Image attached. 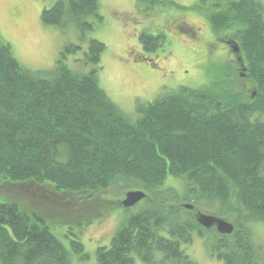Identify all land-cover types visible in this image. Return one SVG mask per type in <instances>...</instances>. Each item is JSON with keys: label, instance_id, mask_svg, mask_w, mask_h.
<instances>
[{"label": "trees", "instance_id": "obj_1", "mask_svg": "<svg viewBox=\"0 0 264 264\" xmlns=\"http://www.w3.org/2000/svg\"><path fill=\"white\" fill-rule=\"evenodd\" d=\"M40 21L62 31L73 26L79 44L65 43L49 71L29 72L0 37V185H47L54 195L74 194L80 202L115 183L144 192L145 206L108 247L96 249L98 264H134V255L142 264H196L180 248L197 233L193 216L171 207L180 202L235 223L231 235L206 246L223 264H264L247 233L249 224H264L262 3L231 0L214 11L212 33L237 38L239 53L217 66L204 86L179 87L138 104L134 121L99 86L106 48L86 41L94 22L102 21L98 0H57L41 11ZM158 38L141 34L139 43L154 50ZM79 52L77 62L90 67L86 73L65 65ZM168 181L178 192L162 190ZM20 208L0 202V264H69L46 221ZM66 238L85 259L72 228Z\"/></svg>", "mask_w": 264, "mask_h": 264}, {"label": "rangeland", "instance_id": "obj_2", "mask_svg": "<svg viewBox=\"0 0 264 264\" xmlns=\"http://www.w3.org/2000/svg\"><path fill=\"white\" fill-rule=\"evenodd\" d=\"M56 1L0 0L1 40L10 46L18 64L29 72L49 71L65 43L79 44L73 26L68 25L62 31L41 23V11ZM229 1L98 0L102 21L94 22L86 41L97 40L106 48L101 57L102 69L98 80L110 101L129 120L134 121L139 115L136 111L138 104L158 99L179 87L200 88L209 80L211 82L213 70L233 60L238 51H234V44L226 47L222 40L229 37L227 33L214 35L208 22L212 13L225 10ZM259 1L264 14V0ZM141 34L159 37L156 43L151 42L156 45L155 49L150 47L154 50L141 46ZM81 46L85 50L86 42ZM81 56L82 52H79L67 57L65 65L77 73L88 72L90 67L77 62ZM169 184L173 185L168 181L162 190L178 192L175 183L174 188ZM128 190L115 183L92 199L80 202L74 194L59 195L54 191L59 196L54 195L47 185L9 187L3 184L0 185V202H17L22 211L41 216L52 235L68 252L69 264H98L96 249L108 247L127 218L145 206L143 199L132 208H122L121 203ZM182 192L184 198H191L186 189ZM171 207L183 211L184 218H192V215V220L197 224L194 227L197 233H191V244H181V250L196 264H223L211 257L206 246L217 242L220 236L229 235L219 233L215 226L206 229L196 221L193 212L216 215L190 202H180ZM220 219L236 229L232 220ZM69 228L73 229L82 244L85 259L80 260L74 249L71 250L72 239L66 238ZM247 228L249 239L260 247L264 256V224L251 223ZM133 259L134 264H142L137 256L134 255Z\"/></svg>", "mask_w": 264, "mask_h": 264}, {"label": "water", "instance_id": "obj_3", "mask_svg": "<svg viewBox=\"0 0 264 264\" xmlns=\"http://www.w3.org/2000/svg\"><path fill=\"white\" fill-rule=\"evenodd\" d=\"M234 51H237L236 46H234ZM145 198L146 196L144 192L131 191L125 194V199L122 201L121 206L124 209H129L134 207L136 204H138L140 201H142ZM195 217H196V221L206 229L215 226L217 231L223 235H230L234 231V228L231 224L227 223L226 221L216 216H212V215L208 216V215H202L196 213Z\"/></svg>", "mask_w": 264, "mask_h": 264}, {"label": "flooded vegetation", "instance_id": "obj_4", "mask_svg": "<svg viewBox=\"0 0 264 264\" xmlns=\"http://www.w3.org/2000/svg\"><path fill=\"white\" fill-rule=\"evenodd\" d=\"M236 39H237V38H236ZM236 39L230 40L231 42H230V41H227V40H222V41H223V43H224V45H225L226 47H230V46L232 45V43L235 44V46L237 47ZM237 49H238V51L235 53V55L239 53V48L237 47ZM240 55H241V54H240ZM190 211H191V210H190Z\"/></svg>", "mask_w": 264, "mask_h": 264}, {"label": "bare ground", "instance_id": "obj_5", "mask_svg": "<svg viewBox=\"0 0 264 264\" xmlns=\"http://www.w3.org/2000/svg\"><path fill=\"white\" fill-rule=\"evenodd\" d=\"M211 257H213V258H215L216 260L220 261V260L218 259V257L216 256V254H211ZM220 262H221V261H220Z\"/></svg>", "mask_w": 264, "mask_h": 264}]
</instances>
